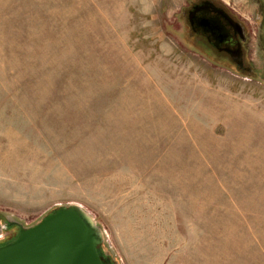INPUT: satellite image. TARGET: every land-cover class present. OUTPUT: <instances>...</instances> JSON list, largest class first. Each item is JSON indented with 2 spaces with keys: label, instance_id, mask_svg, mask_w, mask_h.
I'll return each instance as SVG.
<instances>
[{
  "label": "rangeland",
  "instance_id": "rangeland-1",
  "mask_svg": "<svg viewBox=\"0 0 264 264\" xmlns=\"http://www.w3.org/2000/svg\"><path fill=\"white\" fill-rule=\"evenodd\" d=\"M190 1L0 0V243L77 205L114 264H264V69L199 53Z\"/></svg>",
  "mask_w": 264,
  "mask_h": 264
},
{
  "label": "flooded vegetation",
  "instance_id": "flooded-vegetation-1",
  "mask_svg": "<svg viewBox=\"0 0 264 264\" xmlns=\"http://www.w3.org/2000/svg\"><path fill=\"white\" fill-rule=\"evenodd\" d=\"M249 1L256 11L254 21L257 28L254 32L243 22L241 9L235 5L236 8H231L224 0H191L178 19L182 32L201 41L202 51L195 49L210 62L225 67L229 64L231 69L233 67L240 74L254 78L259 69H264L259 67L264 62V0ZM211 55L220 56L223 62H216ZM10 225L0 220V232ZM15 239L2 242L0 246ZM104 257L107 258L105 254Z\"/></svg>",
  "mask_w": 264,
  "mask_h": 264
},
{
  "label": "water",
  "instance_id": "water-1",
  "mask_svg": "<svg viewBox=\"0 0 264 264\" xmlns=\"http://www.w3.org/2000/svg\"><path fill=\"white\" fill-rule=\"evenodd\" d=\"M15 240L0 246V264H113L104 257V236L79 206H59Z\"/></svg>",
  "mask_w": 264,
  "mask_h": 264
}]
</instances>
